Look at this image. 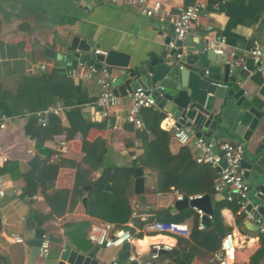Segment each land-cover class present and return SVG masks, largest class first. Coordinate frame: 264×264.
<instances>
[{"label":"crops","instance_id":"obj_1","mask_svg":"<svg viewBox=\"0 0 264 264\" xmlns=\"http://www.w3.org/2000/svg\"><path fill=\"white\" fill-rule=\"evenodd\" d=\"M148 1H158L170 18L177 7L196 0ZM202 1L206 8L199 27L189 33L193 43L206 46L220 36L226 54L234 51L244 61L257 49L264 61V0ZM168 17H145L136 8L109 0H0V114L7 118L0 134L6 156L0 165V264H56L64 244L88 252L93 246L85 239L90 223L98 218L119 223L127 212L122 226L133 240L116 249L97 248L94 258L100 264H109L111 258L126 264L129 253L145 260L154 242L170 249L161 250L152 264H208L225 233L234 239L227 264H250L252 259L264 264V249L258 253L264 234L213 191L219 171L194 163L191 145H179L161 124L165 113L142 110V126L135 129L125 120L124 98L102 117L94 105L96 85L68 77L71 67L55 59L57 41L74 35L96 45L95 51L126 56L128 66H134L163 52L166 37L172 39ZM206 26L211 30L206 32ZM40 64L47 66L36 69ZM47 108L58 113L48 114L46 125L40 126L35 115ZM191 129L205 138L214 127ZM59 141L65 146L56 154ZM131 162L142 169V193H134L132 173H122ZM100 188L109 193L99 196ZM110 188L116 196L110 197ZM175 191L182 197L208 196L212 211L208 224L203 219L204 230L196 229L192 207L174 208ZM88 204L93 215L86 211ZM27 219L32 229L25 225ZM165 219L185 224L188 236L141 231L144 222ZM34 229H41L48 242L45 256L30 257L27 241Z\"/></svg>","mask_w":264,"mask_h":264},{"label":"water","instance_id":"obj_2","mask_svg":"<svg viewBox=\"0 0 264 264\" xmlns=\"http://www.w3.org/2000/svg\"><path fill=\"white\" fill-rule=\"evenodd\" d=\"M169 41L166 37L162 53L131 67L126 56L113 51H107L104 56L94 54L96 45L90 46L86 39L74 35L68 40H58L53 52L56 61L71 68L78 64L97 69L114 68L118 73L111 85L116 96L126 97L141 88L153 99L157 111L171 116L179 124L200 126L202 131L213 125L214 130L205 137L212 145V152L220 137L241 142L240 168L249 188L248 207H255L256 215L264 218V61L253 62L252 58H247L242 64L231 66L226 54H215L200 41L193 43L189 34L176 41L171 49L166 46ZM175 74L178 78L172 77ZM215 83L227 84L228 88L216 87ZM204 95H208L205 100ZM200 136V133L194 134V138ZM214 168L219 171L218 167ZM132 177L134 193H142V169L133 168ZM219 196L225 197L226 193L220 192ZM173 206L201 209L208 224L212 209L207 195L192 200L184 197ZM25 225L32 229L31 219L25 220ZM43 234L41 229H34L33 239L27 241L31 247L30 257L38 255ZM96 249L93 245L86 252L64 244L57 251L56 264H100L94 258Z\"/></svg>","mask_w":264,"mask_h":264},{"label":"built area","instance_id":"obj_3","mask_svg":"<svg viewBox=\"0 0 264 264\" xmlns=\"http://www.w3.org/2000/svg\"><path fill=\"white\" fill-rule=\"evenodd\" d=\"M109 2L123 3L129 7L138 9V11L145 17L156 16L160 19L168 17V15L161 9L158 1L148 0H109ZM206 4L202 0H196L191 4L180 6L176 8L175 14L168 17L172 30V39L166 45L168 48H173L176 41L182 40L190 33L192 28L199 27L200 13L205 10ZM206 32L211 30L210 26L203 28ZM206 47L211 49L215 54L225 53V40L223 37L216 36L213 40L206 43ZM94 54L104 56L105 53L94 51ZM228 56L227 62L231 66L242 64L243 60L239 58L234 51L226 54ZM253 62L261 59L262 54L260 50L254 49L251 52ZM46 64L35 66L38 70L46 68ZM67 76L74 80H84L93 82L97 89V96L94 100V105L99 109L102 117H106L109 111L118 106L122 99H126L128 107L126 110L125 120L135 129H140L142 122L140 120V112L144 109L156 110L153 99L149 94L137 88L126 97H119L112 93V82L114 77L106 66H101L99 69L92 65H78L70 68L66 72ZM216 87L227 89V84L215 83ZM57 114L58 110L47 108L44 111L36 113L35 118L40 126H45L48 114ZM7 118L0 114V134L6 128ZM161 124L171 131L172 139L179 145L190 144L193 151V161L198 165H205L209 167H218L219 173L213 183V191L216 193L225 192V201L234 203L236 211L248 222L253 223L257 228L259 234H264V218L256 215L255 207H248V192L249 188L244 183L242 177V169L240 162L243 158L242 143L235 140H226L222 142H215V152L211 151L212 145L204 137L194 138V132L191 127H186L184 124H179L176 119L171 116L163 115ZM190 134V135H189ZM65 146L64 141H59L54 146V151L59 154L63 151ZM133 160V158H132ZM6 162V156L3 152V147L0 144V165ZM4 195L2 183L0 181V197ZM175 200L180 201L184 197L177 191L174 192ZM201 195L186 196L187 200L199 198ZM196 215V229L204 230L203 216L200 209L192 208ZM141 231L153 234H171L179 236H188V228L185 224L177 222H158L148 221L144 222ZM15 242H21L19 237H12ZM85 239L91 245L102 249L120 248L124 244L130 243L133 238L130 232L122 227H116L113 223L95 221L90 223L85 233ZM170 246L154 242L149 245V256L145 260H139L133 253H129L126 257V264H152V261L157 258L161 250H169ZM234 249V239L231 233H225L218 242L217 248L212 251L208 257V264H227L226 255ZM48 242L45 236H42L38 253L42 256L47 254ZM109 264H116L115 258H111Z\"/></svg>","mask_w":264,"mask_h":264},{"label":"trees","instance_id":"obj_4","mask_svg":"<svg viewBox=\"0 0 264 264\" xmlns=\"http://www.w3.org/2000/svg\"><path fill=\"white\" fill-rule=\"evenodd\" d=\"M144 110H146V109H144ZM162 117H163V116H162ZM162 117H161V119H162ZM135 167H137V166L131 162V163H130V166H129L128 168H126L125 170H122V173H124L125 175L129 176V175L132 173L133 168H135ZM103 175H104V177H105L106 179H107V178L109 179L107 172H105ZM108 193H109V192H108V191H105L104 188H100V189L98 190V195H99V196H106ZM22 194L25 195V192H23ZM114 195L116 196V192H115V190L112 189V188H110V197H112V196H114ZM223 202L226 203L225 199H223ZM227 203H228V202H227ZM233 204H234V203H233ZM233 209L236 210V207L234 206ZM86 211H87L88 214L93 215V213L89 210V204H88V209H86ZM127 216H128V212H127L126 216L121 220V222H119V223H113V224H114L116 227H122V228H124V227L122 226V222H125ZM96 218H98V217H96ZM98 219H99V221H103V222L106 221L104 218H98ZM112 220H113V219H110V221H112ZM112 222H113V221H112ZM158 222H163V223H164V222H172V221H169V220L165 219V220H163V221L158 220ZM124 229H125V228H124ZM217 245H218V244H217ZM262 246H263V247H261V249L258 251V253H261V251L264 249V243H263V242H262ZM213 251H214V250H213ZM262 252H263V251H262ZM250 264H254L253 259L250 261Z\"/></svg>","mask_w":264,"mask_h":264}]
</instances>
